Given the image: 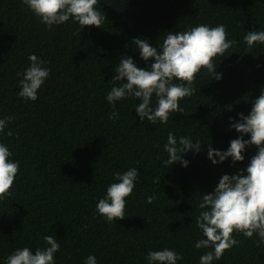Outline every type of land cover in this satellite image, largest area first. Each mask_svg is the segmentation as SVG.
<instances>
[{"label": "trees", "instance_id": "1", "mask_svg": "<svg viewBox=\"0 0 264 264\" xmlns=\"http://www.w3.org/2000/svg\"><path fill=\"white\" fill-rule=\"evenodd\" d=\"M96 7L106 17L102 27L86 25L80 33L71 21L48 29L20 0H0V117L15 116L8 125L12 136L0 134V141L20 161L13 195L0 202V262L15 248L34 249L52 235L61 245L56 264H83L89 253L98 264H147L148 250L163 247L182 253L178 264H199L206 251L194 247L201 195L222 174L244 169L256 151L248 146L245 159L234 164L207 157L209 142L226 150L239 135L228 118L247 115L264 86V44L248 49L243 42L246 31L264 30V0H99ZM198 23L224 24L237 41L217 60L222 78L202 72L196 92L180 101L185 113L166 124L141 121L134 109L139 100L131 98L116 104L117 119H108L112 107L104 97L118 60L132 56L145 66L133 38L155 44L167 31ZM33 52L49 61L51 72L38 99L25 102L16 95V73ZM169 131L204 142L200 152L184 154L186 167L161 164ZM131 166L140 178L126 216L105 222L95 204L113 173ZM153 193L157 198L148 203ZM236 239L240 243L213 264H264V246L257 248L255 237Z\"/></svg>", "mask_w": 264, "mask_h": 264}, {"label": "clouds", "instance_id": "2", "mask_svg": "<svg viewBox=\"0 0 264 264\" xmlns=\"http://www.w3.org/2000/svg\"><path fill=\"white\" fill-rule=\"evenodd\" d=\"M20 2L48 29L71 21L78 25L81 33L86 25L102 27L106 19L96 7L99 0ZM228 36L224 24L198 23L183 31H167L162 41L157 40L155 44L147 38H133L134 48L139 50V57L145 61V66L138 67L132 56L123 55L118 60L113 69L115 74L108 80L111 88L104 97L112 107L108 119H117L119 112L116 104L129 98L139 100L134 107L139 119L154 126L157 123L166 124L169 117L177 112L185 113L180 101L196 92L194 82L202 72L211 74L217 80L222 78V73L216 70L217 60L230 55L232 51L227 55L225 53L237 43ZM243 42L248 49L264 44V30L246 31ZM27 61V67L16 73V95L25 102H34L42 85L49 79L51 69L47 66L49 61L34 52L28 54ZM237 116L239 119L231 116L228 119L229 128L235 129L239 135L230 140L226 150L215 149L209 142L207 157L213 164L228 158L234 164L245 159L244 152L248 146L254 145L256 151L244 169L234 174H222L214 189L201 195L196 216L200 238L195 241L194 247L206 251L199 256V264L219 261L226 250L240 243L236 235L255 237L257 248L264 246V86L259 96L251 101L248 114L240 112ZM14 119V115L0 117V134L12 136L8 125ZM202 144L204 142L200 138L176 136L169 131L163 144L167 157L161 160V164L169 168L174 162H179L186 167L189 161L184 154L189 150L200 152ZM13 156L9 145L0 141V202L13 195L20 167V161ZM139 178V171L134 166L114 172L112 182L95 204V215L108 223L125 217L127 198L133 194ZM156 198L153 193L146 199L152 203ZM42 240L43 245L34 249L29 246L15 248L0 264H56L60 243L52 235H44ZM182 259L181 252L169 247L150 249L145 255L147 264H178ZM83 264H98L97 257L89 253Z\"/></svg>", "mask_w": 264, "mask_h": 264}]
</instances>
